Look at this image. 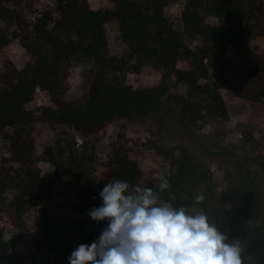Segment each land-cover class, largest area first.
<instances>
[{
  "label": "trees",
  "instance_id": "obj_1",
  "mask_svg": "<svg viewBox=\"0 0 264 264\" xmlns=\"http://www.w3.org/2000/svg\"><path fill=\"white\" fill-rule=\"evenodd\" d=\"M172 1L115 0L114 8L95 10L88 0H55V7L32 19L19 10L24 0H0V51L19 39L31 57L22 70L10 63L0 72V145L7 152L0 168V264H28L29 258L34 264H68L75 243L90 245L98 240L86 221L91 219L89 211L102 204L99 193L103 186L114 178L132 185L141 182L140 164L123 148L114 151L112 166L102 177L90 166L91 157L79 153L74 141L68 143L69 134L65 141L55 140L36 154L42 117L31 104L38 89L60 104L64 73L73 59L96 62L100 98L86 107L61 103V111L48 108L43 114L48 120L74 128L104 121L115 106L108 99L116 91L131 90L127 76L146 66L163 72L156 95L173 105L184 122L196 124L205 116L229 119L221 88L228 78L247 76V71L233 66L226 54L229 47L243 42L244 28L237 33L209 19L247 25L253 14L247 0H184L182 30L166 14ZM114 26L127 45L120 56L110 55L108 28ZM197 38L201 43L196 47L188 43ZM211 72L218 80L204 85L202 80L211 79ZM180 85L186 88L185 95L176 94ZM255 98L264 102V91ZM154 147L172 166L164 174L171 188L160 193V199L190 212L202 211L229 241L239 242L244 264H264V160H251L252 167L242 168L229 187L219 191L210 169L192 149L183 147L176 152L162 144ZM41 162L66 174L62 192L73 196L75 215L65 218L45 209L35 216L30 229L26 217L32 207L52 200L56 193L53 182L42 174ZM199 196L203 200L196 203ZM100 223L107 226V221ZM5 234L12 236L7 243L3 242ZM26 238L32 245L28 254L20 247Z\"/></svg>",
  "mask_w": 264,
  "mask_h": 264
},
{
  "label": "rangeland",
  "instance_id": "obj_2",
  "mask_svg": "<svg viewBox=\"0 0 264 264\" xmlns=\"http://www.w3.org/2000/svg\"><path fill=\"white\" fill-rule=\"evenodd\" d=\"M88 1L95 10L115 7V0ZM55 4V0H24L19 10L34 19L43 11L55 7ZM247 4L253 13L247 25H230L214 18L209 19L212 24L225 26L237 33L244 28L243 42L229 47L226 54L233 66L247 71V76L228 78L221 88L229 109L228 120L205 116L196 124L184 122L173 105L168 104L164 97L156 95L155 91L162 84L163 72L152 66L127 76L126 85L131 90L116 91L112 97L114 99H108L115 106L111 107L104 121L74 128L55 119L48 120L43 115L48 108L61 111V103L86 107L88 103L95 105L100 98L102 89L97 81L99 70L96 62L77 57L64 73L65 89L60 96V104L41 89L31 104V108L42 117V135L37 143L36 154L40 155L44 147L55 140L65 141L67 138L64 136L69 134L68 143L74 141L79 153L89 155L90 166L98 177H102L112 166L110 160L114 151L123 148L140 164L142 179L139 185L152 188L154 174L164 175L172 171L170 161L158 154L154 145L162 144L176 152L189 147L210 169L218 190L223 191L229 187L238 171L253 166L251 160H264V102L255 98L259 92L264 91V0H247ZM184 7V0H175L166 9L167 16L180 30L183 29L181 16ZM108 32L110 55L120 56L125 53L127 45L117 27H109ZM188 43L196 47L201 39H192ZM30 61L31 57L20 40L13 39L8 47L0 51V72L6 71L10 63L22 70ZM180 67L189 69L188 65L180 64ZM210 78L202 80V83L206 85L218 80L213 72ZM172 91L176 90L173 88ZM186 92V88L180 85L176 94L185 95ZM103 99L104 105H108V100ZM115 107L116 110H112ZM4 155H7L6 148L0 145V168ZM39 166L43 176L53 182L56 193L52 200H44L37 207H32L26 217L30 229H33L35 216L45 209L65 218L75 215L71 209L73 196L62 192V185L67 180L66 174L48 162H41ZM4 225L9 226L6 220ZM86 226L97 239L100 231L107 227L92 219L86 221ZM75 246L78 244L75 243ZM20 247L28 254L32 248L31 241L26 238ZM28 264H34L32 258H29Z\"/></svg>",
  "mask_w": 264,
  "mask_h": 264
},
{
  "label": "clouds",
  "instance_id": "obj_3",
  "mask_svg": "<svg viewBox=\"0 0 264 264\" xmlns=\"http://www.w3.org/2000/svg\"><path fill=\"white\" fill-rule=\"evenodd\" d=\"M153 179L155 190L116 178L103 186L102 204L88 215L107 227L97 241L78 245L69 264H244L239 242L229 241L202 211L161 200L171 184L159 173ZM11 238L5 234L3 242Z\"/></svg>",
  "mask_w": 264,
  "mask_h": 264
},
{
  "label": "built area",
  "instance_id": "obj_4",
  "mask_svg": "<svg viewBox=\"0 0 264 264\" xmlns=\"http://www.w3.org/2000/svg\"><path fill=\"white\" fill-rule=\"evenodd\" d=\"M38 92L40 91V89L37 90Z\"/></svg>",
  "mask_w": 264,
  "mask_h": 264
}]
</instances>
